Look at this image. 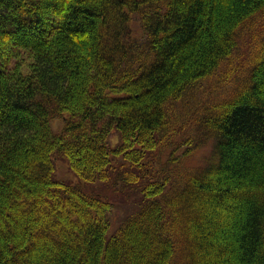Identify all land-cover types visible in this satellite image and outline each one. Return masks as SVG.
Instances as JSON below:
<instances>
[{
  "label": "trees",
  "instance_id": "16d2710c",
  "mask_svg": "<svg viewBox=\"0 0 264 264\" xmlns=\"http://www.w3.org/2000/svg\"><path fill=\"white\" fill-rule=\"evenodd\" d=\"M0 264H264V0H0Z\"/></svg>",
  "mask_w": 264,
  "mask_h": 264
},
{
  "label": "rangeland",
  "instance_id": "374dc122",
  "mask_svg": "<svg viewBox=\"0 0 264 264\" xmlns=\"http://www.w3.org/2000/svg\"><path fill=\"white\" fill-rule=\"evenodd\" d=\"M247 47V38L242 36L238 44V54L242 60L245 59V54H247ZM235 63L236 62L233 60V67H236ZM229 67H231V65H229ZM228 73L229 69L227 67H222L219 72L200 82L196 90L188 92L185 97L176 104V106L172 107L174 114L179 113L181 116L179 124L173 129L176 144L188 134L196 135L192 125V118L190 119L192 113L196 110L195 107H207L208 104L215 101L218 97H227L229 95L236 82H234L233 77L235 74H230L229 77ZM51 125L52 128L56 130L61 126V120H53ZM211 148L212 141L210 139H200L199 145H196V147L192 149L191 155L183 160V165L193 168L202 166L209 157ZM182 150L183 147H180L176 152V155L180 156ZM167 153L168 149L150 154L148 161L149 165L153 167L161 166L163 161L167 158ZM179 159L181 160V158ZM57 177L59 179L74 180L72 173L61 161H57ZM111 199L114 200L115 197L112 196ZM138 206L139 204L132 200L128 201L126 204H121V201L115 203L112 206V211L110 213V233L116 231V229L122 224L126 214L130 215L137 212Z\"/></svg>",
  "mask_w": 264,
  "mask_h": 264
}]
</instances>
